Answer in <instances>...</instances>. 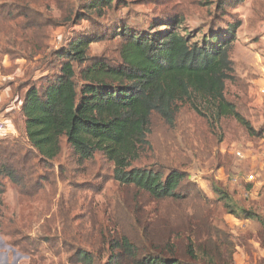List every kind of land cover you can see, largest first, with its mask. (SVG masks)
Returning <instances> with one entry per match:
<instances>
[{
	"label": "rangeland",
	"instance_id": "374dc122",
	"mask_svg": "<svg viewBox=\"0 0 264 264\" xmlns=\"http://www.w3.org/2000/svg\"><path fill=\"white\" fill-rule=\"evenodd\" d=\"M111 1L100 17L93 12L78 22L89 0H0V88L9 85L13 93L0 106L8 129L0 141L14 143L20 156L29 148L20 112L25 90L53 78L58 69L53 53L76 37H101L90 45L89 55L112 64L119 60L122 41L116 32L121 27L152 34L166 29L162 25L181 23L182 35L201 42L220 11L224 22L215 23V32L223 33L226 23L241 25L231 50L235 82H226L225 96L258 136L248 135L232 118L215 121L206 103H196L198 111L192 101L180 105L173 127L152 115L149 148L134 166L183 173L180 203L155 201L118 185L112 163L101 153L79 162L63 142L60 155L49 164L30 159L34 169L24 180V193L2 180L0 264H68L74 251L65 245L76 247L73 239L79 245L80 231L91 232L94 239L112 237L117 217L132 208L151 218L162 216L174 226L191 222L203 239L207 231L231 264H264V228L246 216L264 221V98L258 95L264 85V0ZM8 6L19 8L7 15ZM41 20L45 45L34 48ZM216 190L225 193L228 207ZM103 247L83 246L104 261Z\"/></svg>",
	"mask_w": 264,
	"mask_h": 264
},
{
	"label": "trees",
	"instance_id": "16d2710c",
	"mask_svg": "<svg viewBox=\"0 0 264 264\" xmlns=\"http://www.w3.org/2000/svg\"><path fill=\"white\" fill-rule=\"evenodd\" d=\"M239 1L243 0H235ZM111 3V0H89L85 5L87 11L77 21L88 19L93 12L100 17V11L109 8ZM17 8L8 6L7 15ZM219 8L216 7L218 12ZM220 12V16L211 20V31L201 42L182 35L178 31L181 23L177 27L162 25L166 29L152 34H137L121 27L116 32L122 41L119 60L112 64L89 55L90 45L101 40L96 35L76 37L53 53L58 62L57 72L45 84L28 87L21 102L24 139L29 148L20 156L14 143L0 141V196L4 193V179L24 193V180L29 179L34 169L30 159L49 164L60 155L64 142L79 162L89 161L95 153H101L112 163L113 179L118 185L137 189L155 201L183 202L184 197L179 194L185 179L183 173L164 174L160 169L134 166L149 148L147 136L152 115L173 127L180 105L192 101L198 111L196 103H206L215 121L232 118L248 135L258 136L225 96L226 82H235L231 50L234 32L241 25L239 21L226 23L223 33L215 32V23L224 22L225 13ZM45 29L41 20L36 26L39 36L34 48L44 47ZM216 192L228 207L225 193ZM246 216L264 228L261 218ZM112 228L113 236L107 239L102 235L94 239L91 232L80 231V246L75 239L76 247L65 245L68 252L74 251L67 263L232 262L231 257L221 253L217 240H210L207 231L203 239L191 222L174 226L162 216L151 218L132 208L117 217ZM97 244H106L104 261L83 248H94Z\"/></svg>",
	"mask_w": 264,
	"mask_h": 264
},
{
	"label": "crops",
	"instance_id": "0c3cea01",
	"mask_svg": "<svg viewBox=\"0 0 264 264\" xmlns=\"http://www.w3.org/2000/svg\"><path fill=\"white\" fill-rule=\"evenodd\" d=\"M12 90L9 85L5 86L3 89L0 88V106L4 105V103L11 98Z\"/></svg>",
	"mask_w": 264,
	"mask_h": 264
},
{
	"label": "built area",
	"instance_id": "2783aa9c",
	"mask_svg": "<svg viewBox=\"0 0 264 264\" xmlns=\"http://www.w3.org/2000/svg\"><path fill=\"white\" fill-rule=\"evenodd\" d=\"M258 95L262 98H264V85H262L259 89H258ZM7 125L6 122L3 120V118H0V133H5L7 132Z\"/></svg>",
	"mask_w": 264,
	"mask_h": 264
}]
</instances>
